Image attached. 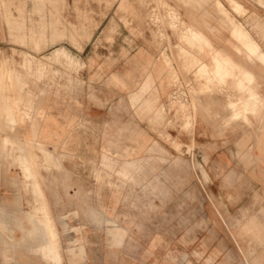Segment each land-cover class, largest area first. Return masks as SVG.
Wrapping results in <instances>:
<instances>
[{"label":"rangeland","instance_id":"rangeland-1","mask_svg":"<svg viewBox=\"0 0 264 264\" xmlns=\"http://www.w3.org/2000/svg\"><path fill=\"white\" fill-rule=\"evenodd\" d=\"M0 210V264H264V0H0Z\"/></svg>","mask_w":264,"mask_h":264},{"label":"bare ground","instance_id":"bare-ground-1","mask_svg":"<svg viewBox=\"0 0 264 264\" xmlns=\"http://www.w3.org/2000/svg\"><path fill=\"white\" fill-rule=\"evenodd\" d=\"M28 55V54H27ZM29 57L28 58H30V55H28ZM58 57V56H57ZM31 59V58H30ZM24 62V61H23ZM23 64V63H22ZM39 65V64H38ZM45 108V107H44ZM43 108V109H44ZM134 113V112H133ZM240 115V114H239ZM18 146V145H17ZM20 148V147H19ZM19 148H17L18 150H20ZM24 148V147H23ZM22 149V148H21ZM25 149V148H24ZM24 149H23V151H24ZM177 149V148H176ZM15 150H16V148H15ZM11 151V150H10ZM22 151V150H21ZM25 155H26V153L25 152H23ZM3 154V153H2ZM1 154V155H2ZM22 154V153H21ZM19 155V154H18ZM101 155V154H100ZM193 155V154H192ZM19 156H22V155H19ZM24 156V155H23ZM22 156V157H23ZM27 157V156H26ZM21 158V157H20ZM25 157H23V159H24ZM22 159V158H21ZM17 161V160H16ZM24 161H26V159L25 160H23V162ZM26 163H28V162H26ZM23 166V165H22ZM25 166V165H24ZM27 168V167H26ZM27 177V176H26ZM58 181V180H57ZM82 209V208H81ZM78 210H79V208H78ZM1 211V210H0ZM3 211V210H2ZM4 212V211H3ZM2 213V212H1ZM99 213V212H98ZM4 216L6 215V214H3ZM79 215V214H78ZM6 217V216H5ZM68 219V218H67ZM123 227V226H122ZM125 229V228H124ZM39 229H37L36 231H38ZM126 230V229H125ZM67 235V234H66ZM131 235V234H130ZM26 237V236H25ZM110 237V236H109ZM118 237V236H117ZM112 239V238H111ZM121 242V241H120ZM119 242V243H120ZM30 245V244H29ZM41 248H42V257H43V259H45V260H47V261H52V260H55L56 258H57V252H56V249H55V247L53 246V244H52V241H51V239L50 240H45L44 241V243H43V245L41 246ZM123 249V248H122ZM6 250V249H5ZM123 255V254H122ZM18 261V260H17Z\"/></svg>","mask_w":264,"mask_h":264}]
</instances>
